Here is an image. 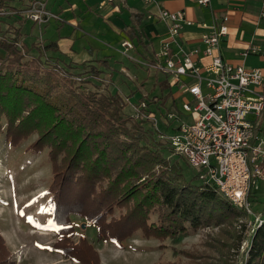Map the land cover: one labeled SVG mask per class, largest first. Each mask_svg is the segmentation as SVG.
<instances>
[{
  "label": "trees",
  "instance_id": "16d2710c",
  "mask_svg": "<svg viewBox=\"0 0 264 264\" xmlns=\"http://www.w3.org/2000/svg\"><path fill=\"white\" fill-rule=\"evenodd\" d=\"M24 3L0 0V143L17 146L35 135L26 151L47 150V200L58 225L51 247L78 264H101L85 237L70 239L71 215L95 224L98 241L121 242L134 232L163 240L214 226L217 231L207 245L212 253H195L190 264H225L227 251H238L247 212L199 178L197 170L186 173L177 156L183 155L165 137L176 128L167 113L182 115L174 98L166 104L172 95L170 80L157 79L147 93L129 102L131 93L108 87L111 83L100 86L108 68L105 59H95L105 68L61 62L45 52L50 43L41 48L37 40L25 41L22 25L28 18L19 12ZM126 34L134 47L145 45L135 24ZM130 103L135 111L126 110ZM149 113L161 117L162 129ZM249 196L247 192V200ZM259 215L262 222L248 224L245 255L234 264H264V216ZM0 264H16L1 234Z\"/></svg>",
  "mask_w": 264,
  "mask_h": 264
},
{
  "label": "rangeland",
  "instance_id": "374dc122",
  "mask_svg": "<svg viewBox=\"0 0 264 264\" xmlns=\"http://www.w3.org/2000/svg\"><path fill=\"white\" fill-rule=\"evenodd\" d=\"M46 6L52 11H58L66 19L74 8H82V0H44ZM102 1V0H100ZM54 19L50 20L46 28L38 24H33L29 19H25L22 31L26 32L25 41L30 42L38 39V43H43L44 38H58L66 44L72 42L73 57L76 61H82L91 57L107 59L108 70L104 73V80L100 81L103 87L111 83L113 76L124 74L122 81L112 82L108 87L120 88L128 95L129 102H133L137 95L147 93V88L157 79L163 78L159 71L146 69L143 57L131 54L132 58L123 56L114 51L106 43L121 49L118 42V35L109 30L108 25L103 22L102 16L96 17L93 24H85L82 31L70 29L66 24L60 28L55 25ZM33 26V27H32ZM113 32V33H112ZM41 40V41H39ZM40 44V45H41ZM117 45V46H116ZM42 48V46H41ZM38 52V51H35ZM58 54L64 59L68 56L59 51L50 50L49 54ZM96 64H99L95 61ZM245 66H260L264 68V54L249 55L244 60ZM122 71V73H121ZM112 78V79H111ZM111 79V80H110ZM143 80V85L139 81ZM170 80L172 95L168 97V105L174 98L178 106L187 95L181 93L177 86ZM111 81V82H110ZM157 91V89L155 90ZM128 102V103H129ZM132 104H128L126 110L133 111ZM183 115H178L173 111L175 117L171 119V125H177L180 119H189L187 113L179 109ZM157 128L162 129L161 117H157ZM180 118V119H179ZM153 122H155L153 120ZM171 130H167L166 133ZM35 135H31L17 146H11L7 141L0 143V234L8 247L12 259L16 264H78L73 259L65 258L61 252L51 247L58 238V225L52 218V205L47 200V186L51 180V165L48 159L47 150L40 153H30L26 151V145L33 140ZM184 165L186 173L196 172L197 168L190 166L183 156L177 155ZM198 171V170H197ZM249 207L243 221L246 222L247 229L243 230V237L240 240L238 251L232 248L227 251V262L234 264L240 261L244 255L247 245V236L251 232L248 229V221L254 219L259 211L264 216V179H259L256 184L249 188ZM73 233L70 239L78 242L80 237H85L98 252L101 264H156L158 262L179 261V264H190L195 258V253L206 254L207 245L212 242L211 234L217 231V227H204L186 234L175 237H167L158 240L152 237H144L140 232H134L125 237L123 241L108 239L96 240V225L90 221H84L78 215H71ZM239 229V227H238ZM241 231V229H239ZM40 245V246H38ZM42 246V247H41ZM182 250H189L183 254ZM216 256L219 253H215ZM210 257L206 260L208 261ZM214 260V259H211ZM225 260V259H224Z\"/></svg>",
  "mask_w": 264,
  "mask_h": 264
},
{
  "label": "built area",
  "instance_id": "2783aa9c",
  "mask_svg": "<svg viewBox=\"0 0 264 264\" xmlns=\"http://www.w3.org/2000/svg\"><path fill=\"white\" fill-rule=\"evenodd\" d=\"M197 1L210 4V0ZM19 12L38 25L61 19L46 8L44 0H25ZM156 15L166 24V34L152 59L142 63L173 79L177 89L187 95L179 107L189 116L179 118L176 128L165 137L189 165L197 168L199 178L214 184L234 205L250 213L247 192L252 184L264 179V68L233 63L221 56L220 38L227 33L225 15H213L209 23H197L202 29V50L196 46L186 49L178 40L183 27L194 23L183 10L161 7ZM120 47L125 56L132 58L129 50L133 43L129 39H123ZM257 51L259 48L253 45L241 55ZM202 57L208 61L200 62ZM148 115L157 125V118L152 113ZM174 115L169 112L167 118ZM248 222L253 227L262 219L258 213L253 222Z\"/></svg>",
  "mask_w": 264,
  "mask_h": 264
},
{
  "label": "crops",
  "instance_id": "0c3cea01",
  "mask_svg": "<svg viewBox=\"0 0 264 264\" xmlns=\"http://www.w3.org/2000/svg\"><path fill=\"white\" fill-rule=\"evenodd\" d=\"M82 1L83 7L81 9L74 8L71 14L67 16V19L63 15H60L58 11H53L61 18L60 20H55L57 28L66 24L70 29H76L83 33L82 28L85 24H93L97 15L102 16L103 22L106 23V26L108 25L109 30L118 35L120 46V42L123 39H128L126 32L128 27L133 23L136 25V29L142 36L143 44L145 45L133 46L129 50V53L132 52L140 57L152 55L159 48L160 39L166 34V24L159 20L156 15L158 8L161 7L171 10L181 9L184 11L185 17L194 22L191 25L184 26L178 38L186 49L193 46L198 47L199 50L203 49V44L200 42L202 29L197 25L198 22L206 21L209 23L213 15H217L220 18L225 15L227 16V33L220 38L219 52L221 56L227 61L244 64L247 56L264 54V16L261 15V11L264 8V0H210L209 5H201L197 0H154L150 3L144 0H116L112 3L103 0ZM46 8L51 10L47 6ZM50 20L42 23L41 26L43 27L39 28H46ZM43 41L42 44L39 43V45L41 44L40 46L48 43L51 45L47 46L48 48L44 47L47 54H49L50 50H55L68 56V59H64L58 54H49L58 57L61 62L79 64L85 61L96 64L95 59H105L91 57L82 61H76L72 55V42L66 44L59 41L58 38L49 39L47 37ZM106 45L124 56L118 47H113L109 42ZM253 45L257 46L259 51L254 53L249 52L246 56L241 55L242 51ZM105 60L107 61V59ZM199 61L206 62L208 58L202 57ZM99 66L105 68L104 65L100 64ZM108 75L113 77V79L111 78L112 82L122 81V77H124V74H119V79L118 77L115 78L113 74ZM119 84V89L121 90V82Z\"/></svg>",
  "mask_w": 264,
  "mask_h": 264
},
{
  "label": "snow or ice",
  "instance_id": "6c2138e0",
  "mask_svg": "<svg viewBox=\"0 0 264 264\" xmlns=\"http://www.w3.org/2000/svg\"><path fill=\"white\" fill-rule=\"evenodd\" d=\"M38 246H40V245H38ZM42 247V246H41Z\"/></svg>",
  "mask_w": 264,
  "mask_h": 264
}]
</instances>
